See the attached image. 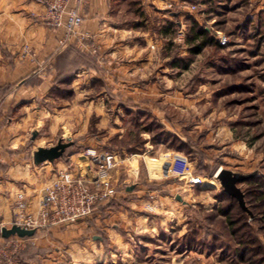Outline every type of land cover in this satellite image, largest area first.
Listing matches in <instances>:
<instances>
[{
    "label": "rangeland",
    "instance_id": "rangeland-1",
    "mask_svg": "<svg viewBox=\"0 0 264 264\" xmlns=\"http://www.w3.org/2000/svg\"><path fill=\"white\" fill-rule=\"evenodd\" d=\"M129 1L132 4L126 8L131 12L117 22H136L148 39L154 38L145 42L143 50L128 51L132 63H148L138 65L141 71L137 72L144 73V80L134 79L142 87L150 84L155 89L150 91L153 95L122 97L117 92L94 99L106 90L97 82L87 96L53 97L57 100L50 101L52 107H80L66 115L64 128L53 136L44 125L12 147L17 152L16 165L27 163L36 175L40 165L33 164L34 151L55 146L60 140L72 145L61 159L42 164L65 162L71 156L74 160L84 158L81 154L92 148L116 155L111 172L114 198L120 204L116 211L128 202H142L138 215L146 217L147 224L144 230L121 229L117 223L98 227L100 238L106 236L105 229L118 232L130 243L132 253L123 255L109 248L101 264H264V10L255 14L249 0ZM190 5L197 6L196 11L188 12ZM190 18L210 30L209 38L216 45L209 44L198 54L189 52ZM223 37L228 42L222 46L218 40ZM79 43L88 55L104 62L91 38ZM92 48H96L95 53ZM22 51L23 58L36 60L29 46L24 45ZM88 58L79 60L87 66ZM172 61L178 65L171 66ZM47 71H52L50 64L34 61V73ZM101 97L106 112L92 113V101ZM149 122L160 127L151 128ZM162 135H167L166 141ZM143 155L146 163L141 161L139 175L134 169L129 173L121 170ZM220 170L253 174L238 184L250 214L223 191L217 178ZM86 174L94 176L95 169ZM195 179L200 183L194 184ZM49 181L47 186L54 182ZM156 201L171 202L177 208L187 205L182 217L170 215L169 230L161 225L169 210L161 209V204L159 209L154 207ZM152 222L157 225L155 232Z\"/></svg>",
    "mask_w": 264,
    "mask_h": 264
},
{
    "label": "crops",
    "instance_id": "crops-1",
    "mask_svg": "<svg viewBox=\"0 0 264 264\" xmlns=\"http://www.w3.org/2000/svg\"><path fill=\"white\" fill-rule=\"evenodd\" d=\"M249 3L255 14L264 10V0H249ZM131 4L129 0H86L81 9L84 18L81 31L87 33L98 48V55L102 57L101 61L104 60L99 62L96 56L88 55L82 49L77 38H68L64 48L59 47L58 40L64 36V33L62 30H51L46 26L43 21V8L40 5L29 0H0V223L4 228L12 226L11 204L18 191L25 192L30 210L36 212L39 205L38 193L49 185L46 184L49 179L51 182L54 181L58 170H63L71 164L76 167L77 173L94 172L95 166L89 158L74 160V156L65 162H57L50 166L37 165L39 167L36 168V175L30 172L27 163L16 165L17 152L13 149L23 142L26 135L45 125L49 135L53 136L59 129L64 128L62 121L66 115L77 112L80 107L69 105L68 108L65 104L52 107L50 101L57 100L53 97L72 96L78 99L80 96H87L95 90L94 86L97 82H102L106 90H101L93 97L94 99L103 94L106 97L117 92L122 97L153 95L150 91L155 89L151 88L150 84L142 87L140 82L134 79L135 77L144 80V73L137 71H141L140 67L146 66L147 62L139 63L138 60L132 63L133 58H130L128 51L145 48V42L154 38L148 39V35L145 31H141L143 28L136 22L130 24L123 22L124 20L117 22V18L128 16L131 11L127 8ZM172 16L176 15L173 13ZM139 34L141 36H138ZM24 45L29 46L36 53V60L28 56L22 57ZM67 56L76 60L83 56L89 58L87 66L80 64L77 75L67 85L65 91L63 90L65 85H59L55 79L57 62ZM34 61L37 64H50L52 71L44 74L34 73ZM132 68H136L134 72H130ZM109 69L112 71L107 73L106 70ZM132 82L137 83L134 85ZM130 83L132 87L128 88ZM92 102H94L92 113L106 112L102 97ZM119 110L121 112V109ZM145 152L148 153L149 150L146 149ZM137 157L140 158L133 160L134 164L128 160L129 165L125 164L121 170L129 173L134 169L139 175L143 168L141 161L146 163V160L144 155ZM130 161L132 162L131 159ZM126 190L128 191L129 188ZM126 194L136 195L135 192ZM117 202L99 206L89 222L79 221L71 226L36 232L30 237L32 244L21 252L19 264H101L109 248H116L115 251H119V254H132L130 243L118 232L105 229L104 238H100L96 232L98 227L107 228L111 223L119 224L121 229L144 230L147 218L138 215L143 208L142 202H128L125 208L121 206L119 212L116 211L120 205ZM159 204L163 205L161 209L169 210L168 214L160 219L161 225L166 229L171 222L170 215L182 217L184 207L187 206L185 205L184 209L177 208L176 204L162 201L160 203L156 201L153 205L159 209ZM156 226V222H152L153 232ZM6 240L0 233V246Z\"/></svg>",
    "mask_w": 264,
    "mask_h": 264
},
{
    "label": "built area",
    "instance_id": "built-area-1",
    "mask_svg": "<svg viewBox=\"0 0 264 264\" xmlns=\"http://www.w3.org/2000/svg\"><path fill=\"white\" fill-rule=\"evenodd\" d=\"M43 8V21L51 30H62L64 36L58 40V46L65 45L69 37L87 43L90 37L81 31L84 18L81 9L86 0H29ZM197 6H188V12L196 11ZM219 44L226 45V38H220ZM96 48H92L95 53ZM26 53V49H25ZM24 55V54H23ZM80 157L89 158L95 166V175L76 172L69 164L58 172L57 178L47 186L39 197L36 212L30 210L25 192L18 191L12 201V226L24 230H50L67 227L94 216L99 206L108 203L116 195L112 185L111 172L116 166V155L111 151L98 152L87 149ZM194 184L200 183L195 179ZM4 226L0 223V233ZM30 237L8 238L0 246V264H19L20 254L31 243Z\"/></svg>",
    "mask_w": 264,
    "mask_h": 264
},
{
    "label": "water",
    "instance_id": "water-1",
    "mask_svg": "<svg viewBox=\"0 0 264 264\" xmlns=\"http://www.w3.org/2000/svg\"><path fill=\"white\" fill-rule=\"evenodd\" d=\"M35 133L33 134V137ZM72 145V142L64 143L61 140L57 142L55 146L44 148L39 147L33 153V164L40 165L45 162L53 163L54 161L61 159L65 151ZM253 177V174L241 175L233 174L227 170H220L217 174V178L220 182L223 191L231 198H234L238 206L248 214H250L244 201V194L239 189L238 184L245 182L246 180ZM34 230H24L17 226H11L10 228H3L1 231V236L8 239L12 236H17L19 238L32 237L34 236Z\"/></svg>",
    "mask_w": 264,
    "mask_h": 264
},
{
    "label": "trees",
    "instance_id": "trees-1",
    "mask_svg": "<svg viewBox=\"0 0 264 264\" xmlns=\"http://www.w3.org/2000/svg\"><path fill=\"white\" fill-rule=\"evenodd\" d=\"M264 13V12H263ZM262 13V14H263ZM189 23L191 24L190 29L188 31L189 37L187 38V44L190 46L189 52L194 55L198 54L203 48L208 46L209 44L216 45L215 42H213L212 38H209L210 30L206 27L199 26L197 22H195L193 19H188ZM218 47L220 45L217 43ZM81 61L76 60L75 58L70 57H63L60 59V61L56 64V79L55 82L59 85H65V88L63 90H67V85L75 78L77 75V71L80 68ZM171 66H177V61H172L170 64ZM63 93V92H62ZM68 95V94H67ZM148 113V112H147ZM138 114V113H137ZM147 126H150L151 128H157L160 127L157 125L155 127V124L153 122H149ZM147 131V130H146ZM163 134V132H161ZM159 134H157L158 136ZM163 140H167V135H162ZM252 181V180H249ZM117 199H111L108 203H115ZM107 203V204H108ZM230 227H233V223L228 222ZM187 242V241H186ZM185 244V243H184ZM183 246V245H182ZM244 253L241 255V258L244 257Z\"/></svg>",
    "mask_w": 264,
    "mask_h": 264
}]
</instances>
